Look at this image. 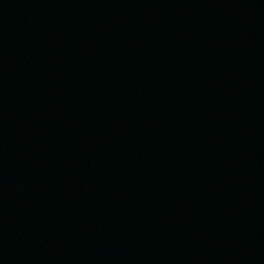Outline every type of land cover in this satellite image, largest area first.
Segmentation results:
<instances>
[{
    "label": "water",
    "instance_id": "obj_1",
    "mask_svg": "<svg viewBox=\"0 0 264 264\" xmlns=\"http://www.w3.org/2000/svg\"><path fill=\"white\" fill-rule=\"evenodd\" d=\"M0 264H264V0H0Z\"/></svg>",
    "mask_w": 264,
    "mask_h": 264
}]
</instances>
